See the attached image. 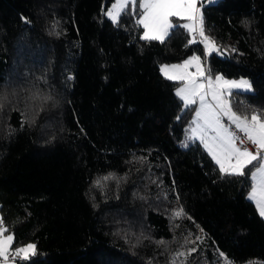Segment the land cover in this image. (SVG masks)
<instances>
[{
    "label": "trees",
    "instance_id": "16d2710c",
    "mask_svg": "<svg viewBox=\"0 0 264 264\" xmlns=\"http://www.w3.org/2000/svg\"><path fill=\"white\" fill-rule=\"evenodd\" d=\"M114 2L0 0V220L35 244L17 264H264L257 161L222 173L161 71L196 54L248 78L232 109L264 119V0L199 1L222 56L178 18L143 39L139 4L113 22Z\"/></svg>",
    "mask_w": 264,
    "mask_h": 264
},
{
    "label": "snow or ice",
    "instance_id": "6c2138e0",
    "mask_svg": "<svg viewBox=\"0 0 264 264\" xmlns=\"http://www.w3.org/2000/svg\"><path fill=\"white\" fill-rule=\"evenodd\" d=\"M139 4L143 9L142 18L138 21L145 29L143 39L160 40L168 35L169 29L173 27L170 23V17L187 19L189 23L183 27L192 34L189 43H195V34L198 32L202 42L209 45V50H215V45L208 41L203 29V15L197 6V0H115L112 10L107 14L115 21L119 19L122 12L128 9L129 4ZM195 66L197 72L182 73L179 75H169L170 70ZM161 71L168 79L188 80L185 87L177 90V95L185 102V105L195 104L196 97H199L200 111L197 116L204 120L207 128L216 133L211 140L205 141V146L212 154L216 163L220 166L222 173L230 175H244V169L253 164L254 161H264V119L253 114L251 119L247 116L237 115L231 108V105L222 99V87L230 88H250L248 81H230L225 80L222 76H216L215 80L211 76L207 79V89L211 92L212 100L215 105L207 103L209 91L205 90V84L199 83L197 77H203L204 72L201 69L200 57L193 56L186 60L183 65H173L171 69L168 65L162 66ZM221 115L227 116L232 124L235 125L252 144L256 145L258 151L252 152L247 148L241 149L237 146V140L243 143V140L231 132L221 123ZM203 140L204 137L201 136ZM259 177V179H258ZM254 184L249 198L256 201L260 214L264 216V163L259 164L255 171L252 172ZM181 215L180 212L176 213ZM3 221L0 220V257L8 258V253L12 249L14 237L5 236L6 228H3ZM15 255L28 259L30 255L35 254V244H28L16 248Z\"/></svg>",
    "mask_w": 264,
    "mask_h": 264
},
{
    "label": "rangeland",
    "instance_id": "374dc122",
    "mask_svg": "<svg viewBox=\"0 0 264 264\" xmlns=\"http://www.w3.org/2000/svg\"><path fill=\"white\" fill-rule=\"evenodd\" d=\"M199 1L200 0H197V6H198V8H200V6H199ZM217 1H219V0H208V3H216ZM115 3V2H114ZM113 3V4H114ZM113 4H111V6L108 8V10H107V12H106V17L108 18V19H110L111 21H113V22H116L117 20H113L107 13L109 12V11H111L112 10V6H113ZM200 12H201V8H200ZM142 18V17H141ZM173 18H177V17H170L169 18V20H170V23L172 24V19ZM179 19V22L181 21V22H185V24L186 23H189V21L187 20V19H184L183 21H182V19H180V18H178ZM203 29H204V27H203ZM145 30V29H144ZM170 30V29H169ZM145 32V31H144ZM169 32V31H168ZM204 33H205V36L208 38V41L209 42H211V43H213L214 45H215V50H212V51H210L209 50V45H208V43H206V42H202V38L199 36V33L197 32L196 34H195V37H196V40H201V43L203 44V48H204V53H205V55L206 56H209V55H211L212 53H218L220 56H222V55H224L222 52H220L219 51V48H218V46H217V44L207 35V33L205 32V29H204ZM190 34V33H189ZM192 36V34H190V37ZM166 38V37H165ZM164 38V39H165ZM193 56H198V55H196V54H194ZM193 56H191V57H193ZM191 57H188V58H186V60H188V59H190ZM198 57H200V56H198ZM186 60H184V62L186 61ZM200 63H201V69H202V71L204 72V76L203 77H197V80H198V82L199 83H203V84H205V90L206 91H209V95H208V97H207V103H211V104H213V105H215V101H213L212 100V97H211V92H210V90H208L207 89V77L208 76H211L212 78H213V80H215V77L216 76H222V75H220V74H217V73H208V70H207V68H206V63L204 62V60H203V58H201L200 57ZM178 63H163V66L164 65H168L169 67H170V69H171V66H173V65H177ZM186 72V70L184 69V68H180V69H176V70H170L169 71V75H179V74H182V73H185ZM197 72V69H196V67H195V70L194 71H192L191 70V72L190 73H192V74H195ZM225 80H230V81H237V82H240V81H248L249 82V84H250V88H228V87H222L221 88V92L223 93V95H222V99L223 100H226L230 105H231V95H233V94H237V93H248V92H251L252 91V85H251V82H250V80L248 79V78H245V77H241V78H232V79H229V78H226V77H224V76H222ZM172 80H174V81H177V82H179V85H177V87L175 88V91H176V94H177V90L179 89V88H182V87H185L187 84H188V80H178V79H172ZM180 98V97H179ZM181 99V98H180ZM181 101L184 103L183 104V106L185 107V108H189V110H192V114H191V119H190V122H191V126H190V128H189V132H188V134H189V136H190V138L189 139H191V140H196V139H199L201 142H202V144L205 146V141H207V140H211V138L212 137H214L215 135H216V133L214 132V131H212L211 129H209V128H207L206 127V125H205V123H204V120L202 119V118H200V117H198L197 116V112L198 111H200V101H199V97H196V103L195 104H191V105H185V102L181 99ZM231 108H232V106H231ZM233 110V109H232ZM234 111V110H233ZM237 115H240V114H238V113H236ZM252 115L253 114H251L250 115V117H248L249 119H251V117H252ZM257 115V114H256ZM241 116V115H240ZM243 117V116H242ZM224 118H228L227 116H223V115H221V117H220V119H221V123L227 128V126L224 124ZM229 119V118H228ZM231 122V121H230ZM232 123V122H231ZM201 136H203L204 137V139L202 140L201 139ZM198 141V140H197ZM199 142V141H198ZM201 144V143H200ZM201 144V145H202ZM202 145V146H203ZM206 147V146H205ZM204 148V147H203ZM205 149V148H204ZM206 149H207V147H206ZM205 149V150H206ZM208 150V149H207ZM206 150V151H207ZM209 152V151H208ZM210 153V152H209ZM208 153V154H209ZM211 154V153H210ZM209 154V155H210ZM262 155H264V153H262ZM210 156H212V154L210 155ZM213 157V156H212ZM214 161H215V163H216V160L215 159H213ZM261 163H264V161H257V165H255V167L251 170V181H252V186H253V184H254V181H253V179H252V172L253 171H255V169H256V167L259 165V164H261ZM217 164V163H216ZM218 165V164H217ZM218 167L220 168V166L218 165ZM246 169V168H245ZM245 169H244V171H245ZM258 179H259V177H258ZM252 186H251V189H250V191H249V194H250V192L252 191ZM248 198H249V195H248ZM249 200H250V198H249ZM255 203H257L256 201H255ZM258 206V205H257ZM258 211H259V207H258ZM264 217V216H263ZM4 235L5 236H7V235H12L11 233H4ZM13 236V235H12ZM28 245V244H27ZM23 246H26V245H23ZM23 246H19V247H23ZM19 247H17V248H19ZM16 248H13L12 247V249L9 251V253L8 254H10L11 252H13L14 250H15ZM15 252V251H14ZM183 255H184V252L182 251L181 253H179V254H177L176 256H174L173 257V260L174 261H176V262H180L181 261V259L183 258ZM19 258H21L22 259V257L21 256H18ZM0 264H16L15 262H11V261H9L8 259H5V258H3V257H0Z\"/></svg>",
    "mask_w": 264,
    "mask_h": 264
},
{
    "label": "built area",
    "instance_id": "2783aa9c",
    "mask_svg": "<svg viewBox=\"0 0 264 264\" xmlns=\"http://www.w3.org/2000/svg\"><path fill=\"white\" fill-rule=\"evenodd\" d=\"M224 124L227 126V128L235 133V135L237 137H239L240 139L243 140V143L241 144L240 143V140H237V146L240 147L241 149H244V148H247L249 151H252V152H256L258 151V148L256 145L252 144L251 141H249L247 139V137L244 135V133H242L239 129H237L235 127L234 124H232L230 122V120L228 118H224ZM9 261L11 262H15L16 264L20 261V260H23V258H19L17 255H15V252H11L10 254H8V258H7Z\"/></svg>",
    "mask_w": 264,
    "mask_h": 264
},
{
    "label": "crops",
    "instance_id": "0c3cea01",
    "mask_svg": "<svg viewBox=\"0 0 264 264\" xmlns=\"http://www.w3.org/2000/svg\"><path fill=\"white\" fill-rule=\"evenodd\" d=\"M143 10V9H142ZM141 17H142V15H141ZM141 17H140V19H141ZM139 19V20H140ZM184 19H182V21H183ZM185 24V22L183 23V22H181V25L183 26ZM142 26V25H141ZM143 27V26H142ZM144 29V28H143ZM145 31V30H144ZM170 31V30H169ZM169 33V32H168ZM143 36H144V32H143ZM196 41H199V42H201V40H196ZM203 45V44H202ZM184 64V61L183 62H181V63H179V64H177V65H183ZM163 66V65H162ZM162 66H161V69H162ZM191 70L192 71H194L195 70V66L193 65V66H190V67H188L187 69H186V72L187 73H190L191 72ZM163 73V72H162ZM163 75L165 76V74L163 73ZM166 77V76H165ZM184 104V103H183ZM196 140H198L201 144H202V142L199 140V139H196ZM203 145V144H202ZM203 147L206 149V147L203 145ZM207 150V149H206ZM207 152H208V150H207ZM209 153V152H208ZM210 154V153H209ZM211 155V154H210ZM212 157V156H211ZM213 158V157H212ZM214 159V158H213ZM249 195V194H248ZM254 204H255V206H256V208H257V210H258V206H257V203H255V201L254 200H252V199H250ZM259 212V214H260V211H258ZM261 215V214H260ZM261 217L264 219V217L261 215Z\"/></svg>",
    "mask_w": 264,
    "mask_h": 264
}]
</instances>
